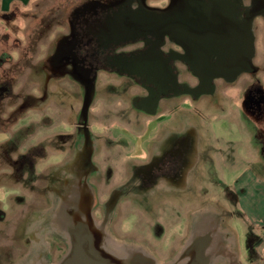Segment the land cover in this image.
I'll list each match as a JSON object with an SVG mask.
<instances>
[{"label":"flooded vegetation","instance_id":"af4514ba","mask_svg":"<svg viewBox=\"0 0 264 264\" xmlns=\"http://www.w3.org/2000/svg\"><path fill=\"white\" fill-rule=\"evenodd\" d=\"M170 2L93 0L59 11L62 20L55 27L62 32L47 48L46 60L42 58L39 63L42 82L35 101L26 98L20 106L23 111L36 109V147L25 154L16 171L23 172L27 158L30 163L33 157L41 161L49 158L48 167L56 168L57 174L65 173L55 188H68V193L88 188L93 194V216L113 241L152 253L168 248V253L177 254L184 248L194 222L219 211L218 204L206 201L205 189L218 187L227 194L232 192L226 200L240 211L242 224H246L240 204L245 199V187L253 183L264 188V91L253 79L260 72L253 60L257 24L264 28V0H222L226 4L212 6L211 13L205 15L211 17L206 24L214 32L206 41L221 51L208 55L209 61L249 59V69L229 78L206 77L204 70L194 69L189 61V48L173 41L162 40L160 56L155 60L152 54H143L151 49L152 36L122 42L105 31L107 20L124 10L163 9ZM236 28L242 31L233 38L232 29ZM247 29L252 36L250 45L244 35ZM226 47L230 48L228 53ZM196 56L202 58L198 53ZM154 64L166 68L154 70ZM99 74L112 75L122 83L97 91ZM242 77L251 81L239 90L240 100L230 96L238 117L207 118L198 111L205 100L208 105L215 97L219 84L231 91ZM2 79L0 103L12 96L9 80ZM100 113L114 114L112 123L121 125L119 131L105 138L100 137L103 129L96 134L103 122H95L93 115ZM23 120V132L18 136L21 140L33 128L31 122L24 125ZM124 125L134 126L130 129ZM228 153L229 163L224 159ZM115 160L124 164L116 167ZM243 176L246 182L241 181ZM241 182L243 191L237 196L230 187ZM97 183L105 187L100 196L94 185ZM188 207L191 210L187 213ZM232 221L242 231L241 224ZM245 230L249 234L246 250L254 253L259 235L251 227ZM196 234L208 240L204 248L200 247L203 256L217 252L219 235L212 232L207 221ZM166 240L175 244L165 245ZM59 257L50 260L56 262Z\"/></svg>","mask_w":264,"mask_h":264},{"label":"rangeland","instance_id":"374dc122","mask_svg":"<svg viewBox=\"0 0 264 264\" xmlns=\"http://www.w3.org/2000/svg\"><path fill=\"white\" fill-rule=\"evenodd\" d=\"M91 1L93 0H31L25 6L15 7V10H18L16 14L15 12L2 14L0 11V77L9 80L12 90V96L0 103V132L5 133H0V264H57L67 251V242L65 238L59 236L58 227L54 221V212L59 207V202L70 193H68V188L63 187L64 189H59V191L55 188L57 182H61L64 178V171L57 174L56 168L53 167L52 170L48 167L50 161L47 157L42 161L33 157L31 163L26 157L28 161L23 172L16 171L25 154L29 151L33 152L36 147V109L23 111L20 106L23 101L27 100L26 98L29 101H35L36 89L42 82V77L38 73L39 63L42 58L46 60L48 47L51 46L56 34L62 32L59 27H55L56 23L62 20L59 19V11H69L74 6H81ZM256 37L257 54L253 63L260 68V72L252 78L260 83L264 91V28L260 24H257ZM250 81V78L242 77L234 85V90L230 89L231 91L219 84L215 97L209 100L208 105L205 100L202 109L200 107L198 111L207 118L212 116L238 117V109H234V105L231 106L230 96L236 95L234 100L238 102L240 100L239 90ZM121 83L122 81L112 75L101 74L96 77L95 81L97 91ZM235 106L238 107V104ZM210 108L213 110H209ZM93 117L95 122H103L100 130L95 131L99 134L103 129L100 137L105 138L110 133H116L121 127L119 124L112 123L115 119L114 114L100 113ZM185 117H188V114ZM106 118H108L107 123ZM20 119H25L23 120L24 125L31 122V127H33L23 140L18 138L23 132L20 129L22 127ZM124 126L131 129L134 125ZM93 129L95 130V127ZM158 129L160 128L158 127L157 131ZM133 131H138V129L131 130ZM216 158L220 159L218 156ZM224 159L229 163L230 154L224 155ZM95 161L99 162V157H96ZM121 164L124 162L114 161L116 167H120ZM220 169L221 174L222 167ZM240 179L245 182V176ZM94 185L100 196L105 190L104 185L102 183ZM243 186L241 182L231 185L230 188L239 196L240 190L243 191L241 188ZM204 192L207 202L212 201L218 204L216 208L219 211L214 215L218 217L221 232L229 241V256L217 264H264L259 248L260 243L254 245L256 253L246 250L245 241L249 234L245 229L247 227L257 228V226L248 219H245L246 224H242L244 219L240 216V211L235 210L233 203H228L226 200L230 194L233 195L232 192L227 194L226 189L218 187L215 190L207 188ZM261 199L262 210L258 215L263 224L264 193ZM189 210H191L190 207L187 213L190 212ZM232 219H235V224H241L242 231L233 224ZM169 244L174 245L175 242L166 240L165 245ZM145 251L152 255L159 264H166L179 254L168 253V248L163 252ZM59 255L56 262L50 260Z\"/></svg>","mask_w":264,"mask_h":264},{"label":"water","instance_id":"95a60500","mask_svg":"<svg viewBox=\"0 0 264 264\" xmlns=\"http://www.w3.org/2000/svg\"><path fill=\"white\" fill-rule=\"evenodd\" d=\"M223 5L222 0H171L163 9L141 7L138 10H124L105 24V31L111 33L115 40L136 41L152 36L151 49L143 54H152L157 60L158 50L162 40L173 41L177 45L192 52L190 62L194 69L206 72V77H231L243 70L249 69L248 58L226 57L215 63L209 61L208 55L221 53L213 48L212 42L206 37L214 35L206 23L211 21L207 15L214 5ZM242 29H232L231 37L238 38ZM246 43L250 45L252 36L249 29L245 32ZM148 43V42H147ZM229 47L224 49L228 53ZM198 51V52H197ZM197 52L202 58L196 56ZM249 54V53H248ZM144 55L143 59L147 56ZM141 58V57H140ZM197 58V59H196ZM166 68L154 64L152 69ZM208 73V74H207ZM230 74V75H229ZM54 221L58 227L59 236L65 238L67 251L57 264H159L156 259L144 249L123 246L106 233L104 228L93 216V194L88 188L72 190L54 212ZM207 221L216 235H219L217 252H208L203 256L200 247L206 246L207 238L197 236V228ZM229 241L220 230L219 219L214 214H204L194 222L184 248L175 259L166 264H217L228 255ZM214 255L213 258L210 256Z\"/></svg>","mask_w":264,"mask_h":264},{"label":"crops","instance_id":"0c3cea01","mask_svg":"<svg viewBox=\"0 0 264 264\" xmlns=\"http://www.w3.org/2000/svg\"><path fill=\"white\" fill-rule=\"evenodd\" d=\"M30 1L31 0H0V11L2 14L14 12L16 14L18 10H15V7L25 6ZM245 190V199L242 200L243 209L245 211L246 219L257 226V228H251L256 230L257 235H259V238L261 239L259 248L261 249L260 252L262 253V258L264 259V222L263 224L261 223L262 219L260 218V215H258V213L262 210L261 196L264 193V188L260 185L256 186L251 183L249 187H245Z\"/></svg>","mask_w":264,"mask_h":264}]
</instances>
